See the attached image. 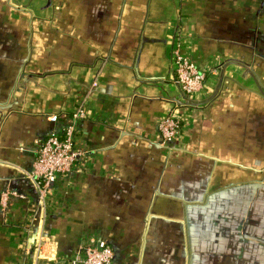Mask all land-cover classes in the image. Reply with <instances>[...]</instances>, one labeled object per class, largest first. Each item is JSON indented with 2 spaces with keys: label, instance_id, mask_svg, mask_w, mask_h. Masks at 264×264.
Masks as SVG:
<instances>
[{
  "label": "crops",
  "instance_id": "0c3cea01",
  "mask_svg": "<svg viewBox=\"0 0 264 264\" xmlns=\"http://www.w3.org/2000/svg\"><path fill=\"white\" fill-rule=\"evenodd\" d=\"M178 54L206 73L194 95ZM79 105L85 154L40 201L48 117ZM6 190L0 264H80L100 239L114 264H264V0H0Z\"/></svg>",
  "mask_w": 264,
  "mask_h": 264
},
{
  "label": "built area",
  "instance_id": "2783aa9c",
  "mask_svg": "<svg viewBox=\"0 0 264 264\" xmlns=\"http://www.w3.org/2000/svg\"><path fill=\"white\" fill-rule=\"evenodd\" d=\"M173 73L180 90L189 96L201 90L206 76L192 60L180 54L176 56ZM85 118L86 113L82 105L77 106L69 115L48 117L53 126L36 149L30 173L37 185L40 201L47 195L57 177L69 173L76 161L85 154V151L77 146V131ZM157 126L162 145L175 139L180 129L179 121L171 114L161 118ZM16 196V192L6 190L0 195V203L6 206L10 198ZM72 263L114 264V252L109 243L100 239L84 245L80 256L77 260H72Z\"/></svg>",
  "mask_w": 264,
  "mask_h": 264
}]
</instances>
